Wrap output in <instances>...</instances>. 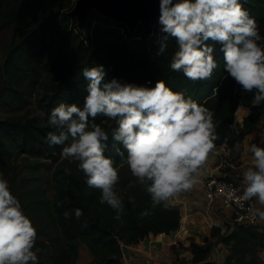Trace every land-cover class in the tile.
<instances>
[{
    "label": "trees",
    "instance_id": "obj_1",
    "mask_svg": "<svg viewBox=\"0 0 264 264\" xmlns=\"http://www.w3.org/2000/svg\"><path fill=\"white\" fill-rule=\"evenodd\" d=\"M71 1L74 2H64ZM51 2L0 0V27L14 20L18 22V30L2 62L1 75L5 85L0 99L21 95L26 83L34 76L39 79L40 70L48 66L46 77L41 80L43 88L38 99L42 112L46 115L61 101L82 106L88 83L82 68L103 64L107 78L116 77L149 86L164 79L173 90H181L198 102L205 101L206 106L214 111L217 122L215 145L226 143L229 148H235L264 118V102H253L255 90L243 91L224 69L219 42H214L218 68L208 79L192 80L182 71L170 68L175 43L170 40L161 50L162 33L158 18L150 33L140 24L129 30L125 24L90 10L80 30L74 20L68 25L71 18L61 12L65 6L62 1L52 9ZM243 6L257 19L262 27L261 35H264V0H243ZM56 32L59 37L55 39L53 34ZM241 104L250 111L239 123L234 113ZM96 120L98 123L103 121L102 126L109 132L106 154L114 156L120 165L119 179L115 184L124 205L120 220L114 219L115 210L111 206L100 202V190L86 183L85 174L77 168V162L60 158L63 145L48 143L47 133L53 129L47 123L34 116L16 121L0 119V172L4 174L16 154H21L22 162L33 169L51 167L54 163L49 179L53 188L51 197L45 187L32 182L29 174H15L9 182L10 189L37 228L34 249L43 250L38 255L37 264H74L79 241L85 243L100 264H122L119 241L135 243L149 234L172 231L178 226L177 209L170 207L167 201L153 208L146 186L136 177L132 181L131 177L120 175L119 170L127 162L112 147L111 129L116 123L102 115ZM46 159H51V163ZM224 170L233 169L226 166ZM76 208L82 210L79 217L75 215ZM66 210L68 216L64 215ZM212 233L220 242L230 246L225 264H261L258 252L264 247V236L257 228L237 225L221 232L214 227ZM192 250V260L203 261L210 245L192 243Z\"/></svg>",
    "mask_w": 264,
    "mask_h": 264
},
{
    "label": "clouds",
    "instance_id": "obj_2",
    "mask_svg": "<svg viewBox=\"0 0 264 264\" xmlns=\"http://www.w3.org/2000/svg\"><path fill=\"white\" fill-rule=\"evenodd\" d=\"M159 10L160 48L175 43L172 70L192 80L210 78L219 66L214 43L219 42L224 69L243 91L255 90V103L264 102V35L243 0H159ZM82 73L88 80L82 106L64 101L53 106L46 114L53 129L47 141L63 145L61 157L77 162L86 183L100 190V202L115 210L114 219L124 212L115 190L120 165L106 154L109 132L98 115L115 121L112 147L146 186L153 208L201 181L218 138L214 111L205 101L173 90L164 79L149 86L107 78L103 64L83 67ZM248 151L252 160L242 173L240 199L255 197L264 204V136L249 143ZM249 212L264 220V208ZM75 215L82 210L76 208ZM36 238V226L0 172V264H37Z\"/></svg>",
    "mask_w": 264,
    "mask_h": 264
},
{
    "label": "crops",
    "instance_id": "obj_3",
    "mask_svg": "<svg viewBox=\"0 0 264 264\" xmlns=\"http://www.w3.org/2000/svg\"><path fill=\"white\" fill-rule=\"evenodd\" d=\"M249 111L248 107L242 104L238 105L234 113L235 120L241 123L243 116L247 115ZM261 136H264V118L257 128L245 134L235 148H229L226 143L215 145V148L208 154L202 177L215 170L218 164L217 155L239 150L238 158L242 160L245 157L244 162L248 164L241 166L240 174L233 172V170L232 172L237 175L244 187L242 173L246 167L251 166L252 160L251 153L248 151V144L251 142L259 143ZM253 199L260 208H264V204H261L258 199L255 197ZM167 202L170 207L177 209L179 217L183 213L190 212L178 223L176 242L172 243V240L175 239L172 231H160L139 238L134 243L135 248L127 250V264H225V258L230 253V246L220 242L217 235H213L212 230L214 227H218L221 232H227L231 226H229L226 215L221 212L212 214L214 220L212 227L204 223L203 216L194 213L195 210H201L205 205L200 182L188 190L169 197ZM258 230L264 236V228ZM192 243L210 245V251L205 260L199 262L192 260ZM261 249L264 250V247Z\"/></svg>",
    "mask_w": 264,
    "mask_h": 264
},
{
    "label": "rangeland",
    "instance_id": "obj_4",
    "mask_svg": "<svg viewBox=\"0 0 264 264\" xmlns=\"http://www.w3.org/2000/svg\"><path fill=\"white\" fill-rule=\"evenodd\" d=\"M61 1L65 4L64 9L62 8L63 10L61 12H63L65 15L71 18V20L68 21V25H72L73 20L74 23L76 24V18L70 15L69 13L73 7L74 2L72 3L71 1L70 3H65L64 2L65 0L64 1L52 0V2L49 4L51 5V9L57 7L58 5H61L62 4ZM259 27H260V31H262V27L260 25ZM78 29L80 28L78 27ZM17 30H18V22L16 20L12 21L7 26L0 27V94L2 88L5 85V82L1 75L3 73V69H2L3 58ZM121 31H124V29L121 28ZM58 37H59V32L53 34V38L56 39ZM47 68L48 66H45L43 69L40 70L39 79H37V77L34 76L26 83L25 89L21 95L16 97L5 96L0 99V119L16 121L18 119H24L26 117L34 116L40 122L46 123V115L38 107V99L40 97L43 88L41 80L42 77H46V72H48ZM238 152L239 150L234 152L230 151V153L226 156V158L224 154L221 153V155L220 154L217 155V160L219 161L222 157H223L222 159L225 158L227 162L229 161L232 163L233 172L240 174L241 166L248 163L244 162V160L246 159L245 157H243L242 160L238 158L237 155ZM46 162L51 163V159H46ZM53 165H51V167L43 166L33 169L32 167L27 166L24 162H22L21 154H16L12 158L11 165L4 172V175L10 182L11 177L14 176L15 174H21V173L29 174L32 176V182L38 183L41 186L45 187L48 196L51 197L53 188L51 185V181L49 179L51 176V169L53 168ZM119 171H120V175H122L123 177L128 176L131 177L132 181L135 180L134 179L135 176L132 175L131 170L127 163ZM11 191L13 192L12 189ZM77 246H78V256L74 264H100L94 259V256L91 254V252L89 251V249L87 248L84 242L79 241ZM42 252L43 250L40 251L38 250L37 255L41 254ZM258 256L261 260V264H264V250L260 249L258 252Z\"/></svg>",
    "mask_w": 264,
    "mask_h": 264
},
{
    "label": "built area",
    "instance_id": "obj_5",
    "mask_svg": "<svg viewBox=\"0 0 264 264\" xmlns=\"http://www.w3.org/2000/svg\"><path fill=\"white\" fill-rule=\"evenodd\" d=\"M229 153L224 154L225 158ZM223 158V157H222ZM220 159L214 171L201 178L200 184L203 190V196L205 199V205L201 210H195L194 213L203 216L204 223L209 227L214 226V220L212 214L223 213L227 217L229 226H251L257 229L264 228V220L258 217H253L249 209L260 208L255 200H241L240 197L243 192V185L236 174L232 171L224 170V167L229 166L233 168L231 162ZM183 202L182 200H179ZM178 202V200H177ZM189 213H183L179 217L181 222L183 217L188 216ZM176 242L178 235V229L172 230ZM129 248H135L134 243H124L119 241L120 259L122 264H127V250Z\"/></svg>",
    "mask_w": 264,
    "mask_h": 264
},
{
    "label": "water",
    "instance_id": "obj_6",
    "mask_svg": "<svg viewBox=\"0 0 264 264\" xmlns=\"http://www.w3.org/2000/svg\"><path fill=\"white\" fill-rule=\"evenodd\" d=\"M90 10L125 24L129 30L140 24L150 33L160 14L159 0H74L69 13L76 18L80 29Z\"/></svg>",
    "mask_w": 264,
    "mask_h": 264
}]
</instances>
